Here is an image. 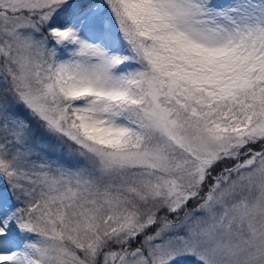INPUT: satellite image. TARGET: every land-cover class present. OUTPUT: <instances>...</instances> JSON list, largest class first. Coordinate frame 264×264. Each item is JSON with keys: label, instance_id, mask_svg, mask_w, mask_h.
<instances>
[{"label": "snow or ice", "instance_id": "6c2138e0", "mask_svg": "<svg viewBox=\"0 0 264 264\" xmlns=\"http://www.w3.org/2000/svg\"><path fill=\"white\" fill-rule=\"evenodd\" d=\"M0 264H264V0H0Z\"/></svg>", "mask_w": 264, "mask_h": 264}]
</instances>
